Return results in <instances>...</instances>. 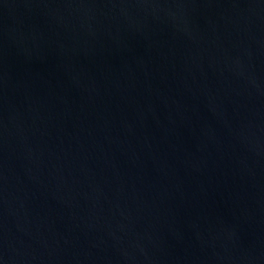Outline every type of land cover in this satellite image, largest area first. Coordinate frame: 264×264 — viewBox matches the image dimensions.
<instances>
[{"label":"water","instance_id":"water-1","mask_svg":"<svg viewBox=\"0 0 264 264\" xmlns=\"http://www.w3.org/2000/svg\"><path fill=\"white\" fill-rule=\"evenodd\" d=\"M0 264H264V0H0Z\"/></svg>","mask_w":264,"mask_h":264}]
</instances>
